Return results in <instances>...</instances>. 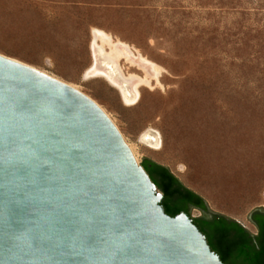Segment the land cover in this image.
Returning <instances> with one entry per match:
<instances>
[{"label": "rangeland", "instance_id": "obj_1", "mask_svg": "<svg viewBox=\"0 0 264 264\" xmlns=\"http://www.w3.org/2000/svg\"><path fill=\"white\" fill-rule=\"evenodd\" d=\"M94 30L129 49L118 65L119 77L143 80L133 104L106 77L87 76ZM0 54L88 96L139 163L166 166L211 211L256 232L248 214L264 209V0H0Z\"/></svg>", "mask_w": 264, "mask_h": 264}, {"label": "water", "instance_id": "obj_2", "mask_svg": "<svg viewBox=\"0 0 264 264\" xmlns=\"http://www.w3.org/2000/svg\"><path fill=\"white\" fill-rule=\"evenodd\" d=\"M141 164L95 101L0 54V264H225Z\"/></svg>", "mask_w": 264, "mask_h": 264}, {"label": "trees", "instance_id": "obj_3", "mask_svg": "<svg viewBox=\"0 0 264 264\" xmlns=\"http://www.w3.org/2000/svg\"><path fill=\"white\" fill-rule=\"evenodd\" d=\"M142 166L162 192L161 205L168 215L174 217L184 212L191 217V207L204 213L209 211L204 198L184 186L166 166L151 159H144ZM252 218L260 228L257 244H253L246 229L222 214H212L210 219L201 216L192 220L223 263L264 264V214L255 212Z\"/></svg>", "mask_w": 264, "mask_h": 264}, {"label": "bare ground", "instance_id": "obj_4", "mask_svg": "<svg viewBox=\"0 0 264 264\" xmlns=\"http://www.w3.org/2000/svg\"><path fill=\"white\" fill-rule=\"evenodd\" d=\"M98 38L102 42L100 45L97 44ZM105 42L111 46L109 51L104 50ZM92 50L94 54V61L89 71L87 72V76L92 75L106 77L112 84H114L120 89L124 101L126 103L133 104L139 95L138 85L143 80L135 75H130L125 79L119 77V73L121 72V69L119 68L120 66L118 65L119 58L125 55L129 59H131L130 51L127 46L122 45L120 42L113 43L111 41L110 35L106 34L101 30H94ZM101 57L105 61L102 62ZM101 63L103 66H100ZM139 65L143 67L151 76H154L156 78L158 77L160 71L154 63L148 62L146 60L143 61L140 59ZM146 80L147 78L145 79V81ZM143 141L152 149L157 150L160 148V141L157 136H154L149 132H146L144 134Z\"/></svg>", "mask_w": 264, "mask_h": 264}, {"label": "crops", "instance_id": "obj_5", "mask_svg": "<svg viewBox=\"0 0 264 264\" xmlns=\"http://www.w3.org/2000/svg\"><path fill=\"white\" fill-rule=\"evenodd\" d=\"M164 166V165H163ZM191 209H197V208H194V207H191ZM199 210V209H198ZM201 211V210H200ZM220 214V213H219ZM226 216V215H225ZM232 219V218H231ZM234 221L238 222L239 224H241L239 221L233 219ZM252 222V221H251ZM252 224L254 225V227L256 228V232L253 234V235H258V228L257 226L252 222ZM242 225V224H241ZM246 230H248L244 225H242ZM252 234V233H251Z\"/></svg>", "mask_w": 264, "mask_h": 264}, {"label": "flooded vegetation", "instance_id": "obj_6", "mask_svg": "<svg viewBox=\"0 0 264 264\" xmlns=\"http://www.w3.org/2000/svg\"><path fill=\"white\" fill-rule=\"evenodd\" d=\"M261 213H263V212H261ZM264 214V213H263Z\"/></svg>", "mask_w": 264, "mask_h": 264}]
</instances>
